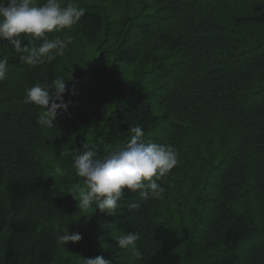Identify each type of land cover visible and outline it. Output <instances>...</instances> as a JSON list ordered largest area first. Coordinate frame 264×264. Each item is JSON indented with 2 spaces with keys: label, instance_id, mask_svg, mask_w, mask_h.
Returning a JSON list of instances; mask_svg holds the SVG:
<instances>
[{
  "label": "trees",
  "instance_id": "obj_1",
  "mask_svg": "<svg viewBox=\"0 0 264 264\" xmlns=\"http://www.w3.org/2000/svg\"><path fill=\"white\" fill-rule=\"evenodd\" d=\"M71 2L86 9L80 22L48 34L71 39L63 56L30 66L0 39V58L8 60L0 81V264L52 263L61 248L112 264L125 258L128 264H183L185 244L187 257L203 254V264H264V236L254 234L258 217L264 218V0ZM57 76L68 88L75 84L78 94L63 95L71 106L48 128L37 123L43 109L24 101L29 88L51 86ZM135 126L146 139L172 146L179 159L158 181L163 199L137 201L139 190L121 199L131 222L119 228L139 233L140 260L114 238L89 242L111 217L99 212L97 226L85 222L87 215L77 219L81 212L70 194L84 183L73 167L75 144L95 145L103 156L126 145ZM224 197L233 218L212 220L209 205L217 209L215 199ZM132 203L140 208L129 211ZM155 206L180 209V216L159 222ZM188 219L205 225L195 229L201 240L192 238ZM219 226L216 244L205 240L206 231ZM65 228L82 240L58 244ZM28 234L35 254L22 263L18 236Z\"/></svg>",
  "mask_w": 264,
  "mask_h": 264
},
{
  "label": "clouds",
  "instance_id": "obj_2",
  "mask_svg": "<svg viewBox=\"0 0 264 264\" xmlns=\"http://www.w3.org/2000/svg\"><path fill=\"white\" fill-rule=\"evenodd\" d=\"M86 9L76 3L62 4V0H0V39L7 40L13 46L22 63L36 66L54 56H63L71 39L59 36L49 39L48 34L71 29L85 15ZM22 40H27L21 46ZM8 60L0 58V81L6 79ZM62 76L52 80L51 86L35 84L26 91L25 103L34 104L43 109L37 119L41 126L53 128L58 114L67 112L72 101L67 103L63 95H77L75 84L67 87ZM130 139L123 147L116 146L106 155H99L95 145L83 144V150H75L73 167L76 175L84 178L86 187L78 193L70 194L78 202L79 209L88 210L93 206L109 216L117 214L118 201L126 191L136 192L143 200L163 199L166 191L158 181L170 174L179 163L178 153L172 147L152 142L145 138L140 126L131 127ZM57 173L62 170L57 168ZM139 203L129 205V211L138 210ZM82 234L65 228L58 235V244L76 243L82 240ZM139 233L128 231L116 238L120 248L131 249L134 260L142 259L136 242ZM81 264H112L103 256L82 258Z\"/></svg>",
  "mask_w": 264,
  "mask_h": 264
},
{
  "label": "rangeland",
  "instance_id": "obj_3",
  "mask_svg": "<svg viewBox=\"0 0 264 264\" xmlns=\"http://www.w3.org/2000/svg\"><path fill=\"white\" fill-rule=\"evenodd\" d=\"M77 137H81V134H77ZM75 138H76V136H74V139ZM75 146L77 147L78 150H82L83 149V146L82 145L75 144ZM54 165L48 166V168L56 169V166H54ZM210 172L211 173H214V174L217 173L218 170H217L216 166L215 167H212L210 169ZM57 175H59V174H57ZM84 187H86L85 183H82L81 185H79L78 188H77V190H76V193H78V190L80 188H84ZM138 196L139 197L136 198L137 201H142L143 200L142 197L140 195H138ZM250 197H251L250 195H247V198H250ZM225 199H222V200H219L218 198L215 199L216 201L220 202V204L218 205V207L221 208V211H219V208L218 207H217V209H218L217 210V209H215L214 205H209L211 207V209H209L208 214L210 215L209 217L212 220H215V218H219L222 214H224L226 216V219L227 220H231L233 218V216L235 214V211H233L231 208H226L227 205L230 203V200L228 199V197H226ZM123 202L124 201H122V200L118 201L117 214L116 215H113V216H110L111 217L110 224H107L108 226H105L104 230L102 232H100L99 234H91L89 236V239H88L89 242L91 241L92 238H97L96 240L97 241L100 240V242L105 241L106 239H110V238L116 239L117 237H119L120 235H123L125 233V231H123L119 227H120L121 224L130 223L131 221L128 218H126L125 216H123V210H122V204H123ZM246 202L249 204V201H246ZM77 206H78V204H77ZM206 209H208V207H206ZM214 209H215V211H213ZM78 210L81 213L77 216V219L80 216H81L80 218H82L84 215H87L88 216L87 217L88 220L85 221V222L89 223L88 225H90V224L91 225H94V226H97L98 225L95 222V220H97V219L99 220V218H101L100 216L95 217V215L100 212L98 209H95V207L93 206L92 208H90L88 210L79 209V207H78ZM151 212L152 213H155L157 215L159 222L162 220L163 217H165V215H174V214H176V215L180 216V214H179L180 213V209L176 211L173 208L168 209V210H165V209H163L161 207L155 206V207H152ZM156 215L151 216L152 219H154L153 217L156 216ZM202 219H203V217H201V220ZM176 220H178L177 217H176ZM257 220H258V222H257V231H255L254 234L256 235V238L257 239H261V237L264 236V218H259L258 217ZM187 222H188L189 226L193 229V231H195L192 234V238L194 240L195 239L196 240H201V238H200V236H201L200 232L201 231L200 230L196 231L195 229H198V228L201 229L205 225L202 224V223H200L198 221V219H193L192 221L188 219ZM210 222H211V220H210ZM210 222H208V220H207V224L210 223ZM203 229H205V228H203ZM220 229H221V226H219L216 229V232H211V231L207 230L206 232H207V234L209 236L206 237L205 240H207V239L208 240H211V242L213 244H216V242H215V241H217L216 238L218 237L220 239V237L218 236V235H220ZM202 237H203V233H202ZM252 238L255 239V237H252ZM32 239H33V236L31 234H28V235H19L18 236L19 247H20V250H18V252H19V255H20L19 257H20V260H21L22 263L28 262L29 259L32 256H34V254H35V252H34L35 251L34 250V245H32V242H31ZM188 247H189V245L185 244V245H182L179 248V251L184 255L183 264H203L204 259H206V257H203V254L200 255L199 258H193V253H192L191 257H187L188 255L186 253V249ZM200 251L202 252V250H200ZM59 253H60V259L59 260H57V259L56 260H53L52 263L49 262L48 264L67 263V262H69V260H77V261H80L81 262L82 261V258H84L82 255H79V254H76V253H72V252H67L63 248H61L59 250ZM194 254H197V253L194 252ZM263 260H264V257H263ZM61 261H63V262H61ZM246 263H247L246 261H242L241 264H246ZM122 264H128L127 258H125L123 260Z\"/></svg>",
  "mask_w": 264,
  "mask_h": 264
}]
</instances>
